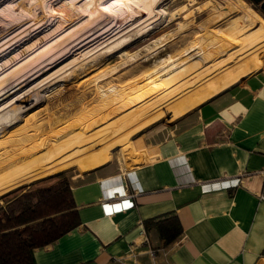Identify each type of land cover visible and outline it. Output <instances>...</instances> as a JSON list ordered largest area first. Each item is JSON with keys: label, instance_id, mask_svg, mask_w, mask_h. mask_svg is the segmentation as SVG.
<instances>
[{"label": "rangeland", "instance_id": "rangeland-1", "mask_svg": "<svg viewBox=\"0 0 264 264\" xmlns=\"http://www.w3.org/2000/svg\"><path fill=\"white\" fill-rule=\"evenodd\" d=\"M260 9L252 0H0V172L26 179L0 187V207L85 173L104 147L120 153L113 169L150 161L149 139L185 115L173 116L180 98L228 72L244 75L217 94L264 74Z\"/></svg>", "mask_w": 264, "mask_h": 264}, {"label": "crops", "instance_id": "crops-1", "mask_svg": "<svg viewBox=\"0 0 264 264\" xmlns=\"http://www.w3.org/2000/svg\"><path fill=\"white\" fill-rule=\"evenodd\" d=\"M229 73L210 78L171 106L181 104L173 116L185 115L157 139H149L150 161L122 171L107 165L119 153L117 147H104L96 157L90 154L80 170H96L71 179L81 224L37 250V264H264V74L231 94H217L244 75ZM2 169L0 187L25 182L12 181V170ZM109 202L108 209L119 212L107 214ZM172 214L183 232L165 246L158 227L146 230L145 222Z\"/></svg>", "mask_w": 264, "mask_h": 264}, {"label": "trees", "instance_id": "trees-1", "mask_svg": "<svg viewBox=\"0 0 264 264\" xmlns=\"http://www.w3.org/2000/svg\"><path fill=\"white\" fill-rule=\"evenodd\" d=\"M54 179L53 184L30 190L0 207V264H37V250L80 226L71 181L65 174ZM152 226L158 227L165 246L176 242L183 232L174 214L145 222L146 230Z\"/></svg>", "mask_w": 264, "mask_h": 264}, {"label": "built area", "instance_id": "built-area-1", "mask_svg": "<svg viewBox=\"0 0 264 264\" xmlns=\"http://www.w3.org/2000/svg\"><path fill=\"white\" fill-rule=\"evenodd\" d=\"M262 200H264V193H263V195H262ZM109 205H111V203L109 202V203H107V205H105V209H106V213L107 214H110V215H112V214H115V212H119V210H117V208H116V210H109L108 208H109ZM122 209L120 208V211H121ZM147 244H149V243H147ZM155 252L154 251H151V255L153 256V257H155ZM131 256H133V258H134V260H136V257H137V254L135 255V254H132ZM120 262H122V260H121V258H119L118 259Z\"/></svg>", "mask_w": 264, "mask_h": 264}, {"label": "water", "instance_id": "water-1", "mask_svg": "<svg viewBox=\"0 0 264 264\" xmlns=\"http://www.w3.org/2000/svg\"><path fill=\"white\" fill-rule=\"evenodd\" d=\"M256 5L260 6L262 12H264V0H252ZM108 165V164H107ZM107 165H104V166H107ZM104 166H101V167H104ZM99 167V168H101ZM97 168V169H99ZM96 169H93V170H90L88 172H91V171H94ZM88 172H85V173H88Z\"/></svg>", "mask_w": 264, "mask_h": 264}, {"label": "bare ground", "instance_id": "bare-ground-1", "mask_svg": "<svg viewBox=\"0 0 264 264\" xmlns=\"http://www.w3.org/2000/svg\"><path fill=\"white\" fill-rule=\"evenodd\" d=\"M200 42H201V41H200ZM198 43H199V42H198ZM198 43H197V44H198Z\"/></svg>", "mask_w": 264, "mask_h": 264}]
</instances>
